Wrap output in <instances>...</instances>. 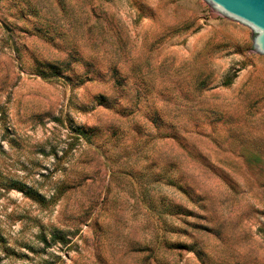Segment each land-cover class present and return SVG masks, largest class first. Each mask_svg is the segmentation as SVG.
Segmentation results:
<instances>
[{
	"label": "rangeland",
	"instance_id": "rangeland-1",
	"mask_svg": "<svg viewBox=\"0 0 264 264\" xmlns=\"http://www.w3.org/2000/svg\"><path fill=\"white\" fill-rule=\"evenodd\" d=\"M207 0H0V264H264V54Z\"/></svg>",
	"mask_w": 264,
	"mask_h": 264
},
{
	"label": "water",
	"instance_id": "water-1",
	"mask_svg": "<svg viewBox=\"0 0 264 264\" xmlns=\"http://www.w3.org/2000/svg\"><path fill=\"white\" fill-rule=\"evenodd\" d=\"M228 16L256 31L254 47L264 54V0H207Z\"/></svg>",
	"mask_w": 264,
	"mask_h": 264
}]
</instances>
